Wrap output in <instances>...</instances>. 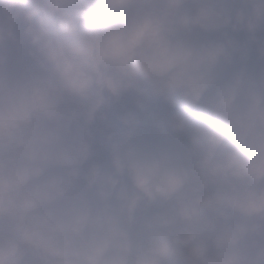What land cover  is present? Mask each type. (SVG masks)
Listing matches in <instances>:
<instances>
[{"label": "clouds", "instance_id": "obj_1", "mask_svg": "<svg viewBox=\"0 0 264 264\" xmlns=\"http://www.w3.org/2000/svg\"><path fill=\"white\" fill-rule=\"evenodd\" d=\"M0 264H264V0H0Z\"/></svg>", "mask_w": 264, "mask_h": 264}]
</instances>
